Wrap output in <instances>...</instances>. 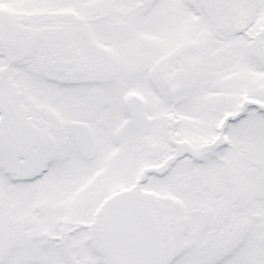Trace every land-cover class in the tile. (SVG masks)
Segmentation results:
<instances>
[{"label": "snow or ice", "instance_id": "1", "mask_svg": "<svg viewBox=\"0 0 264 264\" xmlns=\"http://www.w3.org/2000/svg\"><path fill=\"white\" fill-rule=\"evenodd\" d=\"M0 264H264V0H0Z\"/></svg>", "mask_w": 264, "mask_h": 264}]
</instances>
